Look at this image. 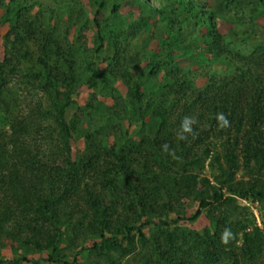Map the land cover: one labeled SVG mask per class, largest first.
<instances>
[{
  "label": "trees",
  "instance_id": "trees-1",
  "mask_svg": "<svg viewBox=\"0 0 264 264\" xmlns=\"http://www.w3.org/2000/svg\"><path fill=\"white\" fill-rule=\"evenodd\" d=\"M128 1L135 0H114L103 23L108 0H87L97 8L93 19L83 0H0V25L10 23L0 39V236L33 247L0 264H102L82 262L83 254L111 264L132 254L136 264H264V228L231 220L225 208L236 211L239 198L256 202L264 224V43L245 52L239 45L251 31L237 41L222 34L220 21L245 23V12L230 13L232 0L220 1L225 11L199 0H139L156 15L153 25L146 17L122 21ZM251 2L264 7V0ZM152 41L158 49L149 51ZM201 46L217 60L193 69L187 60ZM13 76L29 96L49 95V107L39 102L35 114L52 116L57 136L33 137L36 115H21ZM202 76L207 82L199 86ZM92 82L114 104L93 94L89 105H78L76 94ZM98 106L104 115L94 112ZM72 107L91 127L88 145L105 139L107 152L74 154L82 124L78 112L69 118ZM185 118L194 121L191 133L183 131ZM189 199L199 203L193 215ZM208 211L218 212L214 231L184 225ZM82 234L94 243L79 247Z\"/></svg>",
  "mask_w": 264,
  "mask_h": 264
},
{
  "label": "rangeland",
  "instance_id": "rangeland-1",
  "mask_svg": "<svg viewBox=\"0 0 264 264\" xmlns=\"http://www.w3.org/2000/svg\"><path fill=\"white\" fill-rule=\"evenodd\" d=\"M137 1V2H136ZM201 1V3H209L211 5H215L216 7L221 8L225 11V8L222 7L220 1L222 0H199ZM235 1V2H234ZM83 2L86 5V8L88 9V15L93 19L95 13H96V7L95 6H90L87 2V0H83ZM113 2L114 0H108V7L103 10L102 14L100 15V19L103 23H106L107 19L110 18L111 14V7L113 6ZM233 2V10L230 11L231 14H235V15H242L243 12L244 13V17L245 19V23L242 25V23H237L233 26V24H228L224 21H220L219 23V27L221 29L222 34L226 35L229 37V39H233V41H237L239 40V36L238 35H242L244 34V31L246 32L247 30L249 31L248 33H250L251 31V35H250V42L249 40L244 44L241 45V43L244 42V40L240 43V47L242 51L245 52H249L252 49L249 48V46H256V44H262L264 43V7L262 6H256L255 3L253 4V2H251V0H232ZM137 5H141L144 8V11L140 9V7H137ZM203 5V4H202ZM201 5V6H202ZM235 5V8H234ZM238 5V6H237ZM223 6L224 2H223ZM4 10L2 8H0V16L3 14ZM119 13L122 15L121 19L122 21H124L126 24L127 23H131L132 21H134V19H140L142 17H146L145 23H148L149 25H153L155 22H157V17L154 13L151 12V9H149V7L147 6V4L144 1H139V0H135V1H128V2H123L122 7L119 11ZM63 18H65V15H63ZM118 19H116L115 21H117ZM9 25L10 23H5V24H1L0 25V39H1V44L3 43V36L4 34L7 32V30L9 29ZM237 31V32H236ZM96 29L95 27H92L91 30H89V32L87 33V36L89 38V42L92 41V38L94 35H96ZM188 39H190V36L188 37ZM200 41H202V39H200ZM239 43V41H238ZM191 46V45H190ZM1 55L4 52L3 46H1ZM153 49H158V44L155 41H152L151 45H150V50L152 51ZM245 49V50H243ZM194 50V46H192V50L191 52H193ZM249 50V51H248ZM200 53L198 55L195 56V58L193 59H188L187 60V64L189 63V66L193 69H197L198 67H200L201 63L205 64L207 63L206 60L207 59H211L212 61H216L217 60V54L216 53H207V47L206 46H201V48H199ZM190 55V52L187 50H184V56L183 57H190L187 55ZM147 63L145 62L144 65H146ZM23 68H25V64L22 65ZM146 67V66H145ZM219 66H217L218 68ZM146 70L143 73V77L146 76L145 74ZM12 84L11 87L14 88V90H20L21 91V101H20V110H21V115H28L31 114L33 117L34 115H36V111H37V106L40 103H43L44 105V110H46L49 107V102H50V98L49 95H43L41 93L38 92V94H35L34 97H31L28 95L27 91L24 90L25 86L20 82L21 78H19L18 76H13L12 77ZM86 80V73L83 74L82 77V81L84 82ZM93 81H96V79H94ZM198 85L199 86H203L205 85V83L207 82V77L206 76H202L200 78H198L197 80ZM93 83V82H92ZM95 83V82H94ZM83 84V86L80 88L79 92L76 94L75 99L78 105L80 106H86L89 105V102L91 101L92 95L95 94L97 100L101 101L102 103L106 104V105H112L114 104V99L112 96L108 95L109 92L107 91H103L100 90L99 88H97L96 86H94L95 84ZM119 84V90L121 93L125 94L127 92L126 87L122 84V83H118ZM152 88V83L149 81V83L147 82L146 85L144 86L145 90H150ZM78 112L79 114V119L80 122L82 124V128H81V132H80V136L81 139L77 142L73 143V151L74 154L77 155L80 152H86V153H91V152H100V153H105L108 150L109 144L106 142V140H95L93 141V144L91 142V148L89 147L87 140H85V137L87 135V133H89L91 131V127L89 126V124L84 123L83 121L85 119L84 115L82 114V111L76 110V107H72V109L70 110L68 116L69 118L72 117V115L74 113ZM94 112L96 114L99 115H104L106 112L105 107L102 106H98ZM31 117V116H30ZM33 117H31V120L33 119ZM36 119V123H34L32 121V123H34L33 125H35V127L33 126V133H35V135L33 137L36 138V133H42V135H46L47 133L53 134L55 136L58 135V127L55 126L56 122L54 121V118L52 116H49V118H43L41 120H39V118H37V115L35 116ZM38 119V120H37ZM55 127V129H53ZM36 131V132H35ZM38 131V132H37ZM56 132V133H55ZM241 161H244V157L243 155L240 156ZM209 163V161H208ZM207 163V165H208ZM225 163V160H224ZM226 164V163H225ZM211 175V174H210ZM238 177L241 176V173L237 174ZM249 178V177H247ZM246 178V179H247ZM240 206L236 207V211H232L231 206L226 205L225 208H227L231 214V220H246V219H251L252 222H255L258 226H260L261 228H264V224L261 218V213H262V208L260 206V204L258 203H254L251 202V200L248 199H242L239 198L238 199ZM188 203V214L189 215H193L199 206V203L197 201H194L193 199H189L187 201ZM247 208H249L252 211L251 213H248ZM218 214L217 211L214 212L213 215ZM213 215L211 216V214H209L208 212H205L197 221H193V222H187L184 223L185 226H188L191 229H197L200 231H203L204 229H210L212 231H214L215 227H216V221H214ZM235 226H237V222ZM183 224V223H182ZM153 227V226H152ZM236 228V227H235ZM6 229L9 231L11 230L10 226H6ZM229 233L231 232L230 229L227 230ZM25 239V238H23ZM80 246H87V245H92L94 243L93 240L91 239H85L84 235L82 234L78 240ZM238 244L240 245V241H238ZM30 249V251L33 250L32 246H27V244H22V242L19 240V238H12L11 236L9 237V235H3L0 236V260L1 259H17L20 258L23 254H25L28 250ZM67 252H70L69 250ZM33 254V252H30ZM47 253H42V254H33L32 257L37 258V259H42V258H46L47 257ZM118 254L115 253L114 254V258L113 260L116 261ZM134 255H130L127 258H124L122 261L119 259L118 263L116 264H136L135 261L133 260ZM88 258H90L91 260L95 261V260H99L101 261L102 264H111L112 263V259L108 260V257H104L101 258L98 255L94 254L92 257L88 256L87 254H83L80 256V260L82 262L86 261ZM71 259V258H69ZM68 259V260H69ZM26 264V263H23ZM45 264H49V263H45Z\"/></svg>",
  "mask_w": 264,
  "mask_h": 264
},
{
  "label": "clouds",
  "instance_id": "clouds-1",
  "mask_svg": "<svg viewBox=\"0 0 264 264\" xmlns=\"http://www.w3.org/2000/svg\"><path fill=\"white\" fill-rule=\"evenodd\" d=\"M150 3L152 4H156V0H149ZM217 119L221 122V126L222 127H227L228 124H229V121L227 120V118L224 116V114H219ZM194 123L193 120L189 119V118H185L184 122H183V125H182V128H183V131L186 132V133H191L192 132V127L191 125ZM181 139H186L185 136H181L180 137ZM167 147V146H165ZM230 233L226 230L225 233L223 234V242L224 243H228V237H229Z\"/></svg>",
  "mask_w": 264,
  "mask_h": 264
}]
</instances>
